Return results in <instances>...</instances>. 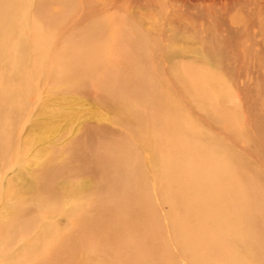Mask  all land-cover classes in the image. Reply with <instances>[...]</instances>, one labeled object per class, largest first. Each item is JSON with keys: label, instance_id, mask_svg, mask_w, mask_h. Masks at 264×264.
<instances>
[{"label": "rangeland", "instance_id": "obj_1", "mask_svg": "<svg viewBox=\"0 0 264 264\" xmlns=\"http://www.w3.org/2000/svg\"><path fill=\"white\" fill-rule=\"evenodd\" d=\"M42 174L0 264H264V0H0V217Z\"/></svg>", "mask_w": 264, "mask_h": 264}, {"label": "bare ground", "instance_id": "obj_2", "mask_svg": "<svg viewBox=\"0 0 264 264\" xmlns=\"http://www.w3.org/2000/svg\"><path fill=\"white\" fill-rule=\"evenodd\" d=\"M154 88V87H153ZM154 94L157 96L158 101L154 100L151 101V104L154 103V105L158 106V104L163 101L159 95V93H157L156 91H154ZM152 98H155L153 93H152ZM151 100V99H149ZM132 101V100H131ZM110 103H117L120 104L122 106H131V115L135 116V111L138 107V105L136 103L130 102L127 99H118V98H111V100L109 101ZM150 104V105H151ZM152 110H155L154 107H152ZM177 115L168 112V118L169 119H176L178 116L179 118L177 119L180 123H181V128L183 130L186 129V124L184 122V120L180 117V115L182 114V112L179 110V108L176 106L175 108ZM165 148V147H164ZM200 154V151H198ZM201 154H203L201 152ZM226 156V155H224ZM211 158L212 160L214 159L213 163H212V169L213 172L215 174H218L219 172V168H218V164L219 167H221V157L219 156V152L216 151H212L211 152ZM166 160V158H165ZM207 169V168H206ZM195 172L200 176V179L203 178L204 176V172H207L208 174V179L211 180L212 177V173L207 170L205 171V167L203 166H199L195 168ZM127 174V178L131 181L134 178V170L133 169H127L126 171ZM46 175L47 174H42L40 176L36 177H32L31 180V187H21V188H11L9 187V191L12 192L13 194L15 193V202H13L10 206H8L7 208V214L8 217H4L1 216L0 217V230H7L10 227H13L15 225H17L21 220V218L23 217V214L26 212L27 210H30L33 212V214H35L36 216L39 215V213H41L43 215L44 213V209L48 212H59V210H61L58 207V202H60L59 204H62L61 198L62 195L64 194H74L77 198V203L82 204L84 203L85 199H86V195L88 192V189L90 187V185H88V183H73L70 181H65L64 183H66L64 185V187H59L57 182H54V188L53 190H50L46 187ZM53 181V180H52ZM132 185H134V183H132ZM49 187V186H48ZM209 191L207 185H206V191ZM30 191H34L33 194H31V198H24L23 195L29 194L30 195ZM22 195V197H20L19 195ZM66 199V198H65ZM68 200V199H67ZM64 202V201H63ZM31 213V212H30ZM76 224V223H75ZM3 238L0 237V241ZM35 250V248L33 249V251ZM32 251V252H33ZM18 253V251H17ZM42 253V252H41ZM46 253V251L44 252ZM46 256V255H45ZM38 258H30L29 257V262H27L26 264H34L36 263L35 261H37Z\"/></svg>", "mask_w": 264, "mask_h": 264}]
</instances>
